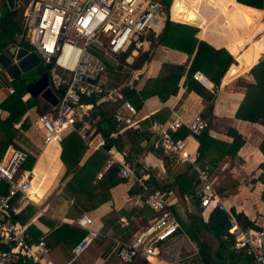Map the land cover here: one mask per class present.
Masks as SVG:
<instances>
[{"label": "crops", "instance_id": "0c3cea01", "mask_svg": "<svg viewBox=\"0 0 264 264\" xmlns=\"http://www.w3.org/2000/svg\"><path fill=\"white\" fill-rule=\"evenodd\" d=\"M202 1L172 0L169 7L171 20L182 22L193 7ZM230 1L223 0L216 13L222 11L230 4ZM2 6L3 0H0V8ZM253 8L262 11L261 19L256 23L251 22L245 27L247 33L245 36L236 35L225 46L224 38H218V43L215 44L210 42L214 38L202 37L207 26L217 15L216 13L213 17L206 18L199 27L197 33L199 39L206 41L215 48L225 47L231 55H239L238 65L221 78L216 91L212 89L213 83L209 78L198 70L208 80L210 86L207 87L200 81L198 82L215 94L211 103L204 100L195 91L189 90L185 84V75H183L173 93L164 101L158 95H150L144 98L141 104L135 107L137 114L134 119L138 121L140 129L129 128L143 134L141 147L149 146L154 140L147 131L148 127L155 122L173 120L175 115H181L189 120L194 114H201L207 121L205 128H208L210 136L225 144H230L233 140L229 134V128L237 130L244 140L237 152L234 155L226 154L223 147L210 151L208 155L207 153L205 155V167L208 169L217 193L224 204L230 210L234 208L237 212H243L248 219L264 229V201L261 198L264 184L258 179L262 171L260 164L264 162V154L259 148L264 140V120L249 121L235 116L236 110L245 95L247 85L254 82L249 71L254 64L264 58V6L263 8ZM152 37H157V35L151 36L149 43H145L143 49L131 48L125 53L108 56L106 61L109 65L106 64L105 72L101 74L99 81L107 87L127 83L130 86L128 89L139 93L145 88L155 89L154 85L149 84V80L159 77L163 63L184 66L185 72L189 69L193 54L188 55L163 45H151ZM139 50L148 51L150 58L140 68H133L130 65L135 60ZM14 79L7 74L5 69L0 67V101L6 96L8 88L12 87L11 82ZM29 97L26 92L22 99L27 100ZM41 104L43 112L51 106L45 100H42ZM94 104L86 102L88 114H92L95 108L97 111L100 108L102 115L107 116L116 107L107 103ZM38 107L29 108L21 120L15 124L18 133L17 137L11 141V144L27 152L28 159L34 155H32L31 149L24 147V144L29 145L37 152L40 151L37 154L38 157L35 155L32 158L33 178L30 192L37 204L33 207L34 211L28 222L41 232L40 237H48L47 242L51 246L47 244L51 247V258L54 264H125L115 254L117 241L129 240L133 234L148 223L153 215L152 211L143 204L142 189L132 178L123 179L121 182H112L110 174L102 169L104 163L96 171L94 169L100 164L92 167L93 180L82 184L81 186H84L83 189L81 188L82 190L79 182H68L95 150L100 147L103 148L106 138L95 131V123L100 117L97 116L91 121L92 123L89 122L91 141L87 144V150L83 153L78 165L67 174V167L60 159L61 145L55 140L44 143L42 131L36 123V117L41 113V109ZM0 110L1 115H6L5 111L1 108ZM24 120L28 122L26 128L20 127ZM181 128L182 131L188 130L185 125ZM123 132L125 130L121 133ZM145 135L148 136V139L144 137ZM185 138L184 151L187 154V160L184 162L171 163L169 161L168 166H165L163 161L151 152H148L144 157L133 160L136 175H143L149 188L168 190L173 193L170 207L179 224L180 220L189 222L188 213L195 208L194 204L186 202L175 185H172L175 177L184 173L197 156L199 143L196 137L188 132ZM18 140L24 143L20 144ZM125 150L123 152L117 151L112 145L111 150L107 152L106 160L111 153H114L115 157H117L116 154L119 157L124 156ZM137 163L139 164L138 168L135 165ZM100 171L103 175L97 178ZM165 186L166 188H163ZM82 213H87L91 217L92 223L89 228L97 231L99 235L92 239L82 253L73 256L71 248L74 243L70 240L57 243L52 240V232L62 223L72 225V220ZM121 219L127 224H123ZM180 229L182 231L181 237H175L171 243L178 245L183 239H188L189 243L198 250L196 244L187 236L181 226ZM85 231L87 233V230ZM192 246L182 247V249L189 250ZM164 253H161L164 260L155 257L140 258L132 264H163L165 260L174 261L177 264H198L200 262L197 251L183 257H180L177 251L172 249L166 255Z\"/></svg>", "mask_w": 264, "mask_h": 264}, {"label": "built area", "instance_id": "2783aa9c", "mask_svg": "<svg viewBox=\"0 0 264 264\" xmlns=\"http://www.w3.org/2000/svg\"><path fill=\"white\" fill-rule=\"evenodd\" d=\"M163 6L161 0H28L20 20L21 31L15 34L17 46L27 44L28 51L38 55L44 68L49 66V84L54 90L65 85L58 104L36 117L45 144L51 140L60 143L73 131L89 144V114L82 98L93 99L96 104L116 106L112 118L118 129L111 136L129 127L140 129L134 119L137 110L124 95L129 84L107 87L99 78L105 72L108 56L125 53L131 48L143 49L149 38L161 31L162 28L156 30L153 24H157L163 15ZM147 30L152 31L150 37L145 35ZM198 75H201L199 71L193 73V77L202 82ZM13 92L14 89L9 87L8 93ZM206 122L199 113L189 120L175 115L173 120L155 122L147 131L171 163L184 162L187 160L184 151L186 138L174 136V133L185 125L190 135H199ZM27 160V152L11 143L0 154V264H24L27 261L54 264L45 236L34 239L27 231L30 222L18 219L29 206L37 204L30 192L33 169L24 167ZM112 165L117 167L119 178H132L140 186L143 204L153 213L148 223L129 240L117 241V258L125 264H132L140 258L164 260L160 244L182 235L178 233L180 224L170 207L173 193L150 189L146 178L136 175L133 161L125 156L118 158L111 153L102 169L106 171ZM192 165L196 171V193L185 196L184 200L196 201L201 208L222 210L228 222L223 238L233 252L243 255L244 262L240 264H264V229L243 226L220 199L208 169L194 161ZM102 175L101 171L98 172L97 178ZM121 221L127 224L123 219ZM71 223L87 230L86 235L71 248L73 256H77L99 233L89 228L92 219L87 213L80 214ZM174 263L177 264L165 260L163 264Z\"/></svg>", "mask_w": 264, "mask_h": 264}, {"label": "trees", "instance_id": "16d2710c", "mask_svg": "<svg viewBox=\"0 0 264 264\" xmlns=\"http://www.w3.org/2000/svg\"><path fill=\"white\" fill-rule=\"evenodd\" d=\"M171 1L172 0H161L162 4L167 8L166 19L154 44L176 49L188 55L193 54L191 65L185 72L184 66L163 63L159 77L149 80V84L154 85V90L145 88L137 93L132 89L125 88V97L133 103L135 107H138L142 100L150 95H158L159 98L164 101L173 93L183 75H185V84L187 88L195 91L204 100L211 103L215 98V94L199 83L198 80L193 77V73L198 70L201 71L213 83L212 89L216 91L221 82V78L225 77L238 65L239 55H231L225 47L215 48L197 37L200 25L206 18L208 19L215 15L223 0H203L199 5L193 7L190 13L185 16L180 23L170 19L169 7ZM27 2L28 0H3V6L0 8V52L7 51L10 46L16 45L17 41L14 36L21 31V13ZM263 6L264 0H231L229 5L222 11L216 13L217 15L207 26L202 37L206 39L209 37L214 38V40L210 42H214L215 44L218 43V38H224L225 40L223 43L225 46L228 42L232 41L236 35L240 37L245 36L247 34L245 27L249 23H256L261 19L262 11L253 7L263 8ZM214 22L221 26V28H219L220 30L215 28ZM208 29H212V33H208ZM20 46L28 48V45L24 43H21ZM148 58H150L148 51L139 50L138 55L130 66L133 68H140ZM42 70L43 69L40 68L39 72H42ZM249 73L252 75L254 82L247 85L245 95L236 110L235 116L239 119L249 121H256L258 119L264 120V58H261L254 64ZM198 78L202 82L210 85L202 74L200 76L198 75ZM11 84L14 92L8 93L7 91L6 96L0 101V108L6 112V115H1L0 117V154L4 151L6 146L17 137L18 129L15 128V124L21 120L24 113L33 106H39L38 108L40 109L42 108L41 102L43 99L39 96H31L27 100L22 99L23 94L26 93V79L17 77ZM61 87L63 88L65 85L63 84ZM82 101L95 105L93 99L82 98ZM46 110L50 111L52 107L50 106ZM94 110L92 114H89L87 120L92 123L91 121L99 116L100 119L95 123V131L108 139V141H111L113 147H115L117 151L123 152L127 147L125 150L126 153H124L126 159L133 161L134 158L144 157L148 152H151L160 158L165 166H168L169 159L156 146L155 139L149 146L141 147L140 143L143 139V134L131 128L125 129V132L118 133L116 136H111V134L118 129L116 121L112 118L113 112L106 116L102 115L100 108V112L97 111L96 108ZM41 112H43L42 109ZM27 125V120H24L20 127L26 128ZM181 129L175 132L174 136L185 137L189 132L186 129H184L186 131H182ZM207 129L205 128L199 135L195 136L199 143L197 156L194 161L196 165L205 167L206 153L208 155L210 151L218 150L222 147L226 154L234 155L244 142L241 134L233 128H229V134L233 139L230 144L222 143L211 137ZM144 137L148 139V136L145 135ZM59 144L61 145L60 159L67 167L66 172L68 174L78 165L88 146L75 131L66 135ZM259 148L264 154V140ZM116 156L119 158L118 154H116ZM106 158L107 151L102 147L95 150L68 182H79L80 186L85 184V182H92L94 176L92 167L100 164L94 169V171H96L105 162ZM29 159L24 166L31 168L32 159ZM135 165L137 168L139 167L138 163ZM260 168L262 171L258 179L264 184V162L260 164ZM106 172L110 174L112 182L123 181V179L117 176V167L115 165H112ZM172 185H175L183 199L187 195H194L196 193V171L193 165L190 164L184 173L177 175ZM83 187L84 186H81L80 189H83ZM163 188H166V186ZM150 189L156 188L150 187ZM261 198L264 201V188L261 192ZM189 203H193L195 208L188 213L187 217L189 222L186 223L184 220H180V226L197 246V253L200 257V262L198 264H240L244 262L243 255L241 253L232 252L228 242L223 238L227 233L228 227L226 214L216 207L208 209L201 208L196 201ZM33 211L34 208L29 206L18 216V219L22 222L28 221ZM231 211L243 226L260 229V227L248 219L243 212H237L234 208H231ZM27 231L34 239L39 238L41 235V232L33 225H29ZM201 231L207 232L215 241V248H211V245L209 246V244L200 239L199 233ZM178 233H182L181 229L178 230ZM52 235V240H55L57 243L70 240L76 244L86 235V231L62 223L61 226L52 232ZM47 238H45L46 242ZM24 264L33 263L27 261Z\"/></svg>", "mask_w": 264, "mask_h": 264}, {"label": "water", "instance_id": "95a60500", "mask_svg": "<svg viewBox=\"0 0 264 264\" xmlns=\"http://www.w3.org/2000/svg\"><path fill=\"white\" fill-rule=\"evenodd\" d=\"M163 12L166 13L167 8L163 6ZM171 19V18H170ZM173 21V20H172ZM164 26V24H163ZM162 26V27H163ZM147 37L152 35L151 30L145 32ZM18 51L15 53V49ZM10 57L5 59L9 62H12L11 67H9V72L12 78L20 77L23 73L37 68V74L33 75L30 79L26 80L25 90L29 96L41 97L51 106H56L59 102V96L64 93V89L60 88L54 90L49 84V73L47 68L40 63L38 55L34 51H28L25 47L14 46L9 48ZM25 56H24V55ZM42 68V72H39V69ZM21 70V72H20ZM205 86L209 87L210 85L205 82H201ZM112 147V142L105 139L103 144V149L109 150Z\"/></svg>", "mask_w": 264, "mask_h": 264}, {"label": "rangeland", "instance_id": "374dc122", "mask_svg": "<svg viewBox=\"0 0 264 264\" xmlns=\"http://www.w3.org/2000/svg\"><path fill=\"white\" fill-rule=\"evenodd\" d=\"M22 1H24V0H22ZM263 15V14H262ZM166 16V15H165ZM165 22V21H164ZM182 24H184V23H182ZM187 25H189V24H187ZM190 26H193V25H190ZM214 26H215V28L216 29H218V30H220L219 28H221V26L219 25V24H217L216 22H214ZM195 27V26H194ZM217 30V31H218ZM160 33V32H159ZM208 33H212V29H208ZM158 35V34H157ZM155 40H156V37H152V40H151V45L153 44L154 45V43H155ZM150 45V46H151ZM106 64H107V66L109 65V63H107V61H106ZM37 72H38V70H37V68H34V69H32V70H29V71H27V72H25V73H23L20 77L21 78H23V79H26V80H28V79H30L33 75H35V74H37ZM45 112V111H44ZM47 112V111H46ZM18 143H20V144H23L24 142H21V141H19L18 140ZM24 147H28L29 149H31V151H32V155H34V157H35V155H37V154H39L40 153V151L38 150V152L35 150V149H32V148H30L29 147V145L28 146H26V144H24ZM31 155V154H30ZM34 157H32V158H34ZM31 157H30V159L29 160H31L32 159ZM35 160V159H34ZM25 168H29V167H26V166H24ZM197 233V232H196ZM199 237H200V239L201 240H203V241H205L207 244H209V246L211 245V248H215L216 247V243H215V241L210 237V235H208L207 234V232H203V231H201L200 233H199ZM171 240L172 239H170V240H167V241H165V242H163V243H161L160 245V249H161V253L163 254L164 252V254L166 255L167 253H169L170 252V249H172V250H175V251H177V253H178V255L180 256V257H183V256H185L186 254H189V253H191V252H196L197 250H196V248H195V246L193 245H191L189 242V240L188 239H183L182 241H181V243L180 244H178V245H173V243H171ZM192 246V248H190L189 250L187 249V250H185V249H182V247H191ZM197 247V246H196ZM179 249V250H178ZM231 250V249H230ZM232 251V250H231ZM233 252V251H232Z\"/></svg>", "mask_w": 264, "mask_h": 264}, {"label": "bare ground", "instance_id": "6f19581e", "mask_svg": "<svg viewBox=\"0 0 264 264\" xmlns=\"http://www.w3.org/2000/svg\"><path fill=\"white\" fill-rule=\"evenodd\" d=\"M163 19H164V13H163V15L161 16L160 15V17H159V21L157 22V24H153V27L156 29V30H160L161 28H162V25H163ZM14 46H16V45H12V46H10V47H14ZM9 47V48H10ZM9 48H8V50H9ZM7 50V52H0V67L1 68H3V69H5V71L7 72V74L12 78V76H11V74H10V72H9V67H11V65H12V62H14V61H12V62H9V61H7L5 58L6 57H10V53H9V51ZM18 51V49L16 48L15 49V53ZM19 52V51H18ZM24 55V54H23ZM25 56V55H24ZM20 72H21V70H20Z\"/></svg>", "mask_w": 264, "mask_h": 264}, {"label": "clouds", "instance_id": "9594fccd", "mask_svg": "<svg viewBox=\"0 0 264 264\" xmlns=\"http://www.w3.org/2000/svg\"><path fill=\"white\" fill-rule=\"evenodd\" d=\"M166 14V13H165Z\"/></svg>", "mask_w": 264, "mask_h": 264}]
</instances>
